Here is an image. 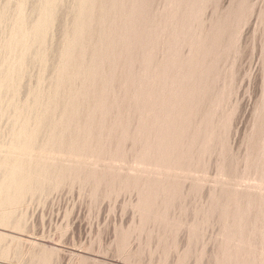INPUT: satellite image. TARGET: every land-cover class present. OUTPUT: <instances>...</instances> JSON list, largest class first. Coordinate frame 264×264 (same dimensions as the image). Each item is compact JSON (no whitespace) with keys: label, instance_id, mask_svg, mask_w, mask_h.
Instances as JSON below:
<instances>
[{"label":"rangeland","instance_id":"obj_1","mask_svg":"<svg viewBox=\"0 0 264 264\" xmlns=\"http://www.w3.org/2000/svg\"><path fill=\"white\" fill-rule=\"evenodd\" d=\"M71 1L66 0L68 5L60 10L55 47L62 43L61 30ZM121 1L115 10L118 20L114 16L112 21H124L127 28L122 26L126 29H122L123 38L115 39L107 52L112 62L110 68L109 62L103 65L104 80L95 89V93L101 91L94 98L96 107L90 103L93 107L82 111L90 115L80 116L81 133L88 131L80 138L86 137L90 146L63 148L74 149L88 163L69 166L74 170L60 167L53 174L56 179L49 177L42 189L36 186L24 195L13 219L16 224H0L7 236L0 242V263L264 264V0ZM118 15L125 16L120 19ZM120 23L113 28L119 31ZM36 65L30 67L34 75L24 82L23 97L37 83ZM92 112L98 115L91 116ZM8 122L0 116L3 140L8 138ZM113 129L118 134H112ZM34 239L37 243L31 242ZM3 246L12 252L9 259L1 254L6 251ZM42 252L49 260L39 258Z\"/></svg>","mask_w":264,"mask_h":264},{"label":"bare ground","instance_id":"obj_2","mask_svg":"<svg viewBox=\"0 0 264 264\" xmlns=\"http://www.w3.org/2000/svg\"><path fill=\"white\" fill-rule=\"evenodd\" d=\"M65 1L66 0H0V116L2 118L9 119V122L7 123V125L9 126L8 127L9 130H8V128H6L8 130V138L5 139V140L0 138V224H2V225H7L8 226L9 224H11L13 219L17 217L16 216L17 210L20 207V206L18 207V204L20 203V201H22V198H24V195H29L27 193L33 192L35 188H37V187L39 188L41 185H43V183L46 182V180H48L49 177H52L53 174L55 175L57 169H59L60 167H63V168L65 167L66 168V166H67V168L69 166L72 167V165L74 167L75 163L78 164V165L82 164L81 166L83 167V164L88 163V162H86L84 157H82L79 154H76L78 152L74 150L75 148L79 149L81 146H86L87 147L86 144H88L87 141H86V139H87L86 137H84V138L82 137V139L80 138V136H82V135L83 136H87L88 135L86 133L88 131H86V130L84 131V134H87V135H84L83 132L81 133V131H83V128L81 127L82 125H80L81 122H82V120L80 122V119H82V117L80 118V116L83 115V117H85L86 115H90L89 112H88V114L85 115V113H84L85 111L84 112H82V111L84 110L85 107H87V108L88 107H90V108L93 107V106H88V105H90V103H93L94 106H95V104H97V102H94V98H96L97 94L98 95L100 94L99 93L100 90L98 91V93H95L97 91V90L95 91V89L99 88V87H97L98 82L100 80H104V76H101L102 74L104 75L103 67L107 66L106 63L112 62L111 60H108V58H109L108 56L109 55L107 54V52H109V50L112 49L111 47H113L114 43H116L115 39L118 38V40H119L120 37L123 38L122 29H125L124 27H126V25L123 23L124 21L120 23V21H121L120 20L119 22L117 21L116 23L117 24L120 23L121 27L122 26H124V27H122V28H118L117 27L119 29V31H117V29L113 28V27L117 26V25H115L116 23L114 22L115 19H116L115 15H117L116 14L117 12L115 13V10L117 9V7L118 8L120 7V6H118V4H119L118 1H121V0H72L71 3L69 4V7L66 8L67 9V11H66L67 14L65 15L66 17L64 18V22H63V29L61 30L62 31L61 38L59 37L61 39L62 43H61V45L56 44V45H58V47H55L53 44H54V40H56L55 37L58 34V33L55 34V28H56L57 23L60 22V21H58L59 18H60L59 15L63 14V13L60 12V10H61V8L63 9L62 6L66 4V3L64 4ZM121 2H123V0ZM131 2H132V0H131ZM196 3H197V1H196ZM131 4H134V3H131ZM170 4H171V2H170ZM67 5H65V6H67ZM135 6H136V3H135ZM119 10H121V9H119ZM59 12L61 14H59ZM66 12H64V13H66ZM120 12H122V11H120ZM120 14H122V13H120ZM136 14H137V12H136ZM118 16H120V15H118ZM124 16H120L121 18L120 17L119 18L122 19ZM131 16H129V17H131ZM179 16L177 15V17H179ZM177 17H175V18H177ZM112 18H113L114 21H112ZM128 18H127V20H128ZM181 18H183V17H181ZM130 19H132V18H130ZM133 19H135V18H133ZM116 20H118V17H117ZM140 20H142V19H140ZM176 20H178V18ZM113 22L115 24L112 25ZM173 22L175 23V21H173ZM176 23H177V21H176ZM188 23H190V22L188 21ZM133 26L134 25H132V27ZM138 28H140V27H138ZM160 28L162 29V27H160ZM187 30H188V27H187ZM127 32H129V31H127ZM180 32H183V31H180ZM188 32H190V31H188ZM178 34H180V33H178ZM178 34L175 33V35H178ZM134 35L132 34V36H134ZM193 36H195V35H193ZM169 37H170V34H169ZM191 38H193V37H191ZM137 39H136V42L138 41ZM143 39H145V37ZM146 39H148V38H146ZM152 42L155 43L154 39H153ZM174 42H176V41H174ZM117 43H118V41H117ZM154 43H152V45ZM149 44H151V43H149ZM52 46L55 47L54 50H56L58 48V50L56 52L53 50V53L55 52L54 55H53L52 49H51ZM149 47H151V46H149ZM172 47L173 46H171V48ZM128 48L131 49L130 46ZM153 48H155V47H153ZM191 49H195V48H191ZM119 54L121 55L122 53H119ZM174 54H176V53H174ZM197 54H199V53H197ZM191 55H193V54H191ZM106 58H107L108 61L106 60ZM177 58L181 59L180 56L177 57ZM165 59H167L165 61H168V58H165ZM194 59H197V58H194ZM54 60H56V62ZM150 60H151V58H150ZM52 61L55 62V65L54 66L52 65L53 68H52V66H50ZM105 61H106V63H105ZM180 61H182V60H180ZM192 61H193V59L190 62H192ZM109 63H108L109 66H107V68L111 67L110 66L111 63L110 64ZM33 64H35V66H37L36 64H38V66H39V72L36 71V72H38L37 83L35 84V82H30L32 84L34 83L35 86L32 85L33 87H31L28 90L27 94L23 97L22 92H24L23 91L24 90L23 89V85H25L24 82L29 77H31V75H34V74L30 73V67ZM166 64H167V62H166ZM122 65H123V67L125 66L124 64H122ZM176 66H177V63H176ZM50 67L52 69H54V70H53V73H51L52 75L48 74V76L49 75H51V76L49 77V79L47 81V73L51 70ZM32 69H34V68H32ZM175 71H178V70H175ZM110 72H112V71H110ZM118 72H120V71H118ZM105 73L106 74H110L109 71L106 72V70H105ZM115 73H117V72H114V74ZM175 75H176V72H175ZM108 76H110V75H108ZM111 78H113V77H111ZM117 78H118V76H117ZM164 78L166 79V77H164ZM173 78L177 79L175 76H173ZM186 78H187V76H186ZM167 79H169V76L167 77ZM34 80L35 79H33L32 81H34ZM107 80H109V79L107 78ZM46 81L48 83H46ZM177 81L178 80H176V82ZM101 82H103V81H101ZM114 82H115V80L113 81V83ZM169 82H170V80H169ZM176 82H173L172 83L173 85L172 84H170V85H172L174 87V84ZM186 83H188V82L186 81ZM122 84H120V86ZM178 85L181 86L180 84H178ZM189 85H190V83H189ZM195 85H196V83H195ZM111 87L112 86L110 85V88ZM181 88H179V89L176 88V89L180 90ZM106 89L108 90L109 88L107 87ZM129 89H131V88H129ZM107 90H106V92H107ZM128 90L126 92H128ZM159 90H161V89H159ZM26 91H25V93H26ZM110 91H113V90H110ZM161 91H163V90H161ZM182 91H184V90H182ZM179 92L181 93V91H179ZM175 94H177V92ZM194 95H195V93H194ZM100 96H101V94H100ZM105 96H106V94H105ZM105 96H104V98H108V97H105ZM134 97H136V96H134ZM184 97L182 96L183 99H184ZM187 97H189V96H187ZM100 100H101V98H100ZM102 100L104 101V99H102ZM110 100H111V98H110ZM180 100H182V99H180ZM95 101H97V100H95ZM108 101H107V103H108ZM184 101H185V99H184ZM193 102H195V101H193ZM107 103H105V104H107ZM110 103H112V102H110ZM99 104L100 103H98V105ZM100 105H99V109H100V107H102ZM137 107H140V106H137ZM116 108H118V107H116ZM97 109H96V111H97ZM104 109H106V108H104ZM110 110L112 111V109H110ZM88 111H90V110H88ZM92 111H94V109ZM102 111H104V110H102ZM109 111L103 112V113H107L108 114ZM94 112H92L93 114L91 116H93L95 114L98 115L97 113L94 114ZM82 113H84V114H82ZM103 113H99V114L102 115ZM102 117L104 118V116H102ZM185 117H187V116H185ZM95 119H92V120H95ZM104 119H106V118H104ZM110 119H112V118L110 117ZM114 119L115 118H113V120ZM83 120H85V119H83ZM92 120H90V121H92ZM107 120L108 119H106V121ZM207 120H209V119L207 118ZM97 121H99V120H97ZM101 122H103V121H101ZM85 123H86V121H85ZM89 123L91 124V122L88 121V124ZM108 123H109V121H108ZM115 123H117V122H115ZM119 124H116V125H119ZM86 125H87V123H86ZM96 125H94V126L96 127ZM144 125L146 126V123H144ZM88 126L89 125H87V127ZM122 127H124V125ZM127 127L128 126L126 125V128ZM111 128H113V127H111ZM141 128H143V127H141ZM100 129H101V127H100ZM123 130H122V132H125ZM108 131L109 130H107V133H108ZM112 131H113L112 134H115V135L118 134V133H115L114 129ZM128 133H125V134L127 135ZM112 134H111V137L113 136ZM105 135L107 136L106 133H105ZM150 136H152V135L151 134L148 135L147 138H149ZM93 138H94V136H93ZM106 138H107L106 140H109V137H106ZM122 139H121V141H123ZM142 139H141V141H143ZM93 140H95V139H93ZM144 141H145V139H144ZM93 142H95V141H93ZM154 144H156L158 146V144L156 143V140H155ZM64 145H67V146L71 145L69 147L74 148V149L70 150L68 148L69 150L66 149L67 151H65L63 149ZM168 146L166 145V147H168ZM95 147H98V146H95ZM146 147H148V146H146ZM92 148H94V147H92ZM92 148L90 150L91 152H92ZM84 149H87V148H84ZM162 150L163 149L160 148V151H162ZM151 151H149V152H151ZM259 151H261V150H259ZM174 152L176 153L177 151L173 150V153ZM156 153H158V152H156ZM164 153L166 154V152H164ZM141 154L143 155L142 152L140 153V155ZM160 154H161V152H160ZM151 155L152 154H150L149 156H151ZM176 155H178V154L176 153ZM153 156L154 155H152L151 158ZM166 156H171V155H166ZM174 156H175V154H174ZM143 157H147V156H143ZM154 158H158V157L155 156ZM141 159H146V158H141ZM166 159H167V157H166ZM168 160L169 159H167V161ZM148 161L146 162L147 164H148ZM169 161H171V159ZM173 161L174 160H172V162ZM97 162H95V163H97ZM161 162H164V161L161 160ZM146 163H145V165H146ZM149 163H150V161H149ZM156 164H159V163H156ZM167 164L168 163H166V167H167ZM87 166H89V165L87 164ZM91 166H93V165H91ZM71 167H69V168H71ZM160 167H162V166H160ZM74 169L71 168V170H74ZM68 170H70V169H68ZM76 171H74V172H76ZM81 171L79 173H81ZM150 172H152V171H150ZM69 173L71 174L73 172H69ZM77 173H78V171H77ZM91 173H93V172H91ZM172 173H174V172H172ZM166 174H167V172H166ZM67 175L69 176V174H67ZM76 175H79V174H76ZM139 175H138V177H140ZM170 175L172 176V174H170ZM180 175H182V174H180ZM180 175H179V177H180ZM61 176H62V174H61ZM65 176L66 175H63L62 177H65ZM53 177L55 178V176H53ZM57 177H59V174H58ZM68 178H71V177H68ZM57 179H60V178H57ZM61 180H62V178H61ZM63 180H65V179H63ZM148 180H149V178H148ZM165 181H167V180L165 179ZM35 183H36V185H34ZM58 183H60V182H58ZM156 184H158V182ZM154 186H158V185H154ZM41 187H43V186H41ZM50 187L51 186H49V188ZM148 187H150V186H148ZM151 190H149V191H151ZM145 192H147V191H145ZM35 193H36V191H35ZM152 193H154V192H152ZM157 193H158V191H157ZM246 193H248V192H246ZM234 201H237V200H234ZM259 202H261V201H259ZM22 203L24 204V202H22ZM150 204H151V202H150ZM19 205H21V204H19ZM152 207H153V205H152ZM249 211H251V210H249ZM244 213L245 212H243V214ZM263 213H261V214H263ZM149 214H150V212H149ZM246 214H244V215H246ZM145 216H147V215H145ZM245 217H247V216H245ZM17 222H20V219ZM13 223H15V222L13 221ZM240 223H242L241 220H240ZM239 226H241V225H239ZM11 228H15V227L12 226ZM15 231H17V230H15ZM18 231H19V229H18ZM236 233H237V231H236ZM7 234H9V233H7ZM17 236H20V235H17ZM6 237H7L6 234L4 232H1V230H0V242L2 241L3 238H6ZM22 239L26 240L23 237L21 238V240ZM30 239H32V238H30ZM15 240H17V239H15ZM18 240H20V239H18ZM28 241L30 242L29 239H28ZM18 242H20V241H18ZM31 242L37 243L35 241V239H34V241L31 240ZM10 245H12V244H10ZM10 245H8V246H10ZM33 246H31V247L33 248ZM37 246H36V248H38ZM1 249H3V250L6 249V251H4V252L1 251V254L3 253L4 257L7 256V258H8V256L12 253V252L11 253L9 252L10 248L7 249V247L4 248V246H3V248H1ZM35 252L36 251H34V253ZM26 253H28V252H26ZM41 254L42 255L39 256V258L41 257L42 260H45V259L49 260L46 255H43V252ZM16 255L18 256L19 252ZM35 255L36 254H34L33 256H35ZM230 255H232V254H230ZM19 258H20V256H19ZM0 259H2V258H0ZM29 259H30V256H29Z\"/></svg>","mask_w":264,"mask_h":264}]
</instances>
